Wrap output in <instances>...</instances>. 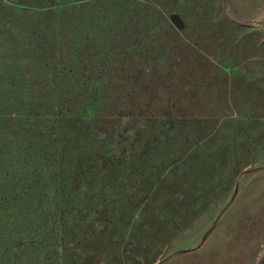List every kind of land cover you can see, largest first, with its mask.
Returning <instances> with one entry per match:
<instances>
[{
	"label": "rangeland",
	"instance_id": "rangeland-1",
	"mask_svg": "<svg viewBox=\"0 0 264 264\" xmlns=\"http://www.w3.org/2000/svg\"><path fill=\"white\" fill-rule=\"evenodd\" d=\"M243 5L0 0V264H264Z\"/></svg>",
	"mask_w": 264,
	"mask_h": 264
},
{
	"label": "crops",
	"instance_id": "crops-1",
	"mask_svg": "<svg viewBox=\"0 0 264 264\" xmlns=\"http://www.w3.org/2000/svg\"><path fill=\"white\" fill-rule=\"evenodd\" d=\"M244 2V7L241 11V17L246 19L248 23L250 15L253 19V24H255L256 29H264V22L260 21V15L264 13V5L261 7L258 0H242ZM252 21V20H250Z\"/></svg>",
	"mask_w": 264,
	"mask_h": 264
}]
</instances>
